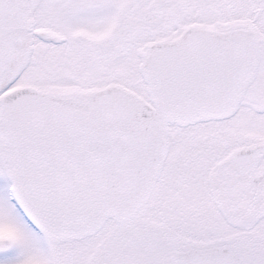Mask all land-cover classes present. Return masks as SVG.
<instances>
[{
  "label": "snow or ice",
  "instance_id": "obj_1",
  "mask_svg": "<svg viewBox=\"0 0 264 264\" xmlns=\"http://www.w3.org/2000/svg\"><path fill=\"white\" fill-rule=\"evenodd\" d=\"M0 264H264V0H0Z\"/></svg>",
  "mask_w": 264,
  "mask_h": 264
}]
</instances>
